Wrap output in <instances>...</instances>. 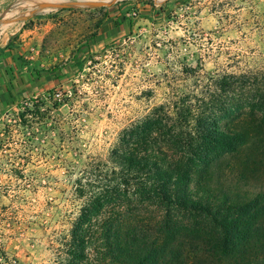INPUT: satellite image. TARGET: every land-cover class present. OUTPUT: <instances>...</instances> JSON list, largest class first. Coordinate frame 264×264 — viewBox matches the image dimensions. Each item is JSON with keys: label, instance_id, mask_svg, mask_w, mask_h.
<instances>
[{"label": "rangeland", "instance_id": "1", "mask_svg": "<svg viewBox=\"0 0 264 264\" xmlns=\"http://www.w3.org/2000/svg\"><path fill=\"white\" fill-rule=\"evenodd\" d=\"M1 1L8 22L25 19L30 62L51 78L0 114V264L67 263L73 228L104 219L89 203L111 151L190 93L189 68L264 70V0Z\"/></svg>", "mask_w": 264, "mask_h": 264}, {"label": "trees", "instance_id": "2", "mask_svg": "<svg viewBox=\"0 0 264 264\" xmlns=\"http://www.w3.org/2000/svg\"><path fill=\"white\" fill-rule=\"evenodd\" d=\"M187 72L111 151L66 264H264V70Z\"/></svg>", "mask_w": 264, "mask_h": 264}, {"label": "crops", "instance_id": "3", "mask_svg": "<svg viewBox=\"0 0 264 264\" xmlns=\"http://www.w3.org/2000/svg\"><path fill=\"white\" fill-rule=\"evenodd\" d=\"M2 4L0 0V6ZM31 34L21 16L16 15L8 22L6 15L0 12V114L51 78L50 73L38 69L36 62H30L36 57L29 48L33 41Z\"/></svg>", "mask_w": 264, "mask_h": 264}, {"label": "bare ground", "instance_id": "4", "mask_svg": "<svg viewBox=\"0 0 264 264\" xmlns=\"http://www.w3.org/2000/svg\"><path fill=\"white\" fill-rule=\"evenodd\" d=\"M36 1H39V2H51V3H53V5H60V4H63V3H74L76 5H85V4H87L89 2V1H86V2H83V3H76L74 1H72V2L60 3V2H58V0H36Z\"/></svg>", "mask_w": 264, "mask_h": 264}, {"label": "water", "instance_id": "5", "mask_svg": "<svg viewBox=\"0 0 264 264\" xmlns=\"http://www.w3.org/2000/svg\"><path fill=\"white\" fill-rule=\"evenodd\" d=\"M46 4H49V5H53V3L51 2H45ZM91 5H94V6H108L109 4H107L106 2H99V3H91ZM53 6H58V5H53Z\"/></svg>", "mask_w": 264, "mask_h": 264}, {"label": "built area", "instance_id": "6", "mask_svg": "<svg viewBox=\"0 0 264 264\" xmlns=\"http://www.w3.org/2000/svg\"><path fill=\"white\" fill-rule=\"evenodd\" d=\"M53 99H54L55 101H60V95H59V94H55V95H53Z\"/></svg>", "mask_w": 264, "mask_h": 264}]
</instances>
